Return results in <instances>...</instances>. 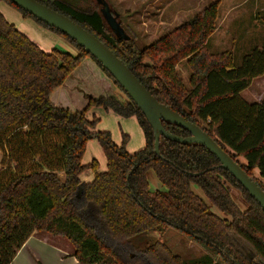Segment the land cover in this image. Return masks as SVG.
<instances>
[{"label": "trees", "instance_id": "obj_1", "mask_svg": "<svg viewBox=\"0 0 264 264\" xmlns=\"http://www.w3.org/2000/svg\"><path fill=\"white\" fill-rule=\"evenodd\" d=\"M0 1L78 50L76 55L58 49L46 52L0 11V264H11L35 232L66 239L78 264H188L160 239L139 245L138 237L169 228L206 251L192 264H264V209L206 147L162 137L157 156L155 133L145 115L95 58L10 0ZM37 1L101 40L161 104L213 137L264 190V100L242 97L264 76V46L247 54L240 66H235L231 50L210 53L219 1L146 46L127 33L119 18L130 39L118 38L97 1L100 11L93 12L62 0ZM86 57L127 96L125 101L88 96L82 111L52 102L54 91ZM184 60L191 70L188 86L178 70ZM92 107L124 118L135 116L145 146L131 153L128 134L117 144L110 131L97 130L100 118L87 117ZM163 126L177 136H190L181 127L166 122ZM91 140L99 142L106 157L104 172L96 159L83 163ZM87 170L95 173L88 183L80 179ZM151 172L163 189L151 188ZM232 188L240 191L245 209Z\"/></svg>", "mask_w": 264, "mask_h": 264}, {"label": "rangeland", "instance_id": "obj_2", "mask_svg": "<svg viewBox=\"0 0 264 264\" xmlns=\"http://www.w3.org/2000/svg\"><path fill=\"white\" fill-rule=\"evenodd\" d=\"M73 7L86 12L100 11V6L97 5V0H62ZM168 0H107L112 11L119 14V20L126 28L129 35L137 39L140 46L150 45L159 40L168 32L174 30L187 20L191 19L198 8L202 9L210 4L217 2L215 0H175L171 2L172 8L168 13H165ZM170 2V0H169ZM229 2L225 0L224 6L219 8L218 23H221L223 16L229 11ZM220 7V5H219ZM246 8V7H245ZM186 14L180 18L184 21H179L178 24H171L168 20L172 14L185 12ZM203 10V9H202ZM201 10V11H202ZM249 10V11H248ZM0 11L5 18L17 29L26 34L34 41L41 49L46 52H51L53 49L66 51L71 54H78V50L64 37L56 32L46 28L32 18H24L22 13L15 7L7 4L5 1H0ZM192 12V13H191ZM200 12V11H199ZM252 9L249 7L243 13L228 12V20L220 24L219 40L212 37L208 41V50L210 53H223L225 51H233L234 64L240 66L244 57L251 53L255 48L264 46V31L259 29L257 24L252 19ZM241 19L239 16H241ZM186 16V17H185ZM168 17V18H167ZM164 23H160V21ZM168 20V21H167ZM173 25V26H172ZM176 26V27H174ZM217 34V35H218ZM218 44V45H217ZM178 70L185 84L189 85L191 75L190 67L187 61L184 60L178 65ZM74 80L71 77L67 79L65 84L56 89L51 96L52 102L57 105L60 102L64 108L71 111H82L88 105L89 97L99 98L102 96H113L121 101H125L127 96L107 77V75L98 67L92 58L86 57L81 65L74 71ZM106 78L109 84L105 83ZM242 97L249 102H261L264 100V76L255 79L252 85L245 90ZM61 107V106H60ZM96 115L100 118L97 130H108L111 132L113 140L117 144L122 143L123 134L130 136L127 144V150L131 153L142 149L145 146V137L143 130L135 116L124 118L113 111H107L102 107H92L87 112V117L92 119ZM102 148L97 140H93L88 145V154L102 156ZM96 158V157H95ZM241 163H245L243 158H239ZM254 176L260 179L258 171H255ZM150 184L153 190L163 189L154 173H150ZM197 194L204 197L202 191L194 186ZM233 196L240 207L245 209L246 203L242 198L240 191L232 188ZM214 211L222 216L218 211ZM141 240L139 245L144 247L147 242H155L162 240L174 254L181 256L188 264L199 260L206 255V251L195 241L191 240L186 234L169 228L164 233L145 234L138 237ZM137 238V239H138ZM216 262L218 260H215ZM200 264H206L201 261Z\"/></svg>", "mask_w": 264, "mask_h": 264}, {"label": "water", "instance_id": "obj_3", "mask_svg": "<svg viewBox=\"0 0 264 264\" xmlns=\"http://www.w3.org/2000/svg\"><path fill=\"white\" fill-rule=\"evenodd\" d=\"M14 5L32 15L38 21L59 31L83 47L103 68L115 79L125 93L145 115L155 133V154L160 155V141L164 137L173 142L186 145H201L206 147L220 162V167L229 172L237 182L264 209V190L262 187L234 160L228 151L223 149L213 137L198 125L188 121L178 112L161 104L138 80L123 61L101 40L88 30L77 24L68 16L59 13L37 0H10ZM102 6L101 12L114 34L123 40L130 36L118 21L119 14L113 12L107 0H97ZM163 122L181 127L190 133L181 137L167 131Z\"/></svg>", "mask_w": 264, "mask_h": 264}, {"label": "crops", "instance_id": "obj_4", "mask_svg": "<svg viewBox=\"0 0 264 264\" xmlns=\"http://www.w3.org/2000/svg\"><path fill=\"white\" fill-rule=\"evenodd\" d=\"M173 1L175 0H170V2L169 0L167 1L166 4L167 6L164 11L165 13L170 12L167 10H171L172 8L171 2ZM215 1L220 2L219 8L221 10V8L224 6L223 3L225 0H215ZM248 7L250 10L252 9L251 15L253 21L257 24V27H259V29H263L264 31V0H231V2H229V11L232 10V12L234 13L238 11L241 14L245 12ZM200 8H198L196 11H193V13L196 14L202 9H204V8L202 9ZM219 12L218 15L220 14ZM228 12L223 16L221 23H224L228 20L227 18ZM186 13L187 11L185 10V12L182 11L175 13L172 14L171 17L169 18L167 17V18L171 24H177L178 26V24L180 23L179 21L183 22L185 20L184 17L183 19H181L180 17ZM239 17L241 19L242 15ZM160 23H164V21L162 20L160 21ZM220 24L217 21L216 30L214 31L213 35L210 37L211 40L212 37H215L216 40H219L218 32L220 30L219 29ZM74 73L72 77H75ZM72 77L71 80H74V78ZM104 81L105 83L109 84L106 78L104 79ZM57 106L63 107V105L60 102L57 103ZM92 141L93 140L89 141L87 144V150L83 158V163L90 164L93 159H96L99 162V171L104 172L107 170V160L104 153L102 152V156H100V154H95V156L88 154V145H90ZM94 177H95V173L93 170H87L80 175V179L82 180V182H86V183L91 182L94 179ZM11 264H78V260L73 255V247L66 239L61 237H53L47 233L35 232L26 241L23 247L18 251L17 255L15 256Z\"/></svg>", "mask_w": 264, "mask_h": 264}, {"label": "flooded vegetation", "instance_id": "obj_5", "mask_svg": "<svg viewBox=\"0 0 264 264\" xmlns=\"http://www.w3.org/2000/svg\"><path fill=\"white\" fill-rule=\"evenodd\" d=\"M114 12V11H113Z\"/></svg>", "mask_w": 264, "mask_h": 264}]
</instances>
